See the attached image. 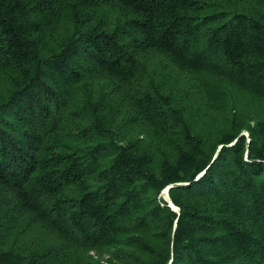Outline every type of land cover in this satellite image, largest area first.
Returning a JSON list of instances; mask_svg holds the SVG:
<instances>
[{
	"label": "trees",
	"instance_id": "16d2710c",
	"mask_svg": "<svg viewBox=\"0 0 264 264\" xmlns=\"http://www.w3.org/2000/svg\"><path fill=\"white\" fill-rule=\"evenodd\" d=\"M0 264H264V0H0Z\"/></svg>",
	"mask_w": 264,
	"mask_h": 264
},
{
	"label": "water",
	"instance_id": "95a60500",
	"mask_svg": "<svg viewBox=\"0 0 264 264\" xmlns=\"http://www.w3.org/2000/svg\"><path fill=\"white\" fill-rule=\"evenodd\" d=\"M169 189H170V186L167 187L166 190H165L167 196H169ZM171 205H172V207H173L174 209H177L176 206H175L173 203H171Z\"/></svg>",
	"mask_w": 264,
	"mask_h": 264
}]
</instances>
